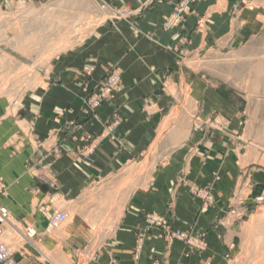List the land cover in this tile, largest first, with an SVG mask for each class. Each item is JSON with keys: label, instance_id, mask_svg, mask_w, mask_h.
Instances as JSON below:
<instances>
[{"label": "crops", "instance_id": "obj_1", "mask_svg": "<svg viewBox=\"0 0 264 264\" xmlns=\"http://www.w3.org/2000/svg\"><path fill=\"white\" fill-rule=\"evenodd\" d=\"M179 1L107 0L123 13L105 39L54 64L38 98L16 110L0 101V204L17 227L35 229L36 242L48 245L47 254L28 249L17 227L14 234L2 231L18 264H216L231 249L247 215L238 200L249 206L264 191V123L234 104L232 94L190 75L177 51L184 38L191 39L189 50L200 52L206 42L232 36L237 13L246 22L264 19V0H201L198 16L167 30ZM200 16L209 20L203 35ZM90 64L91 89L112 66L123 74L114 107L99 109L98 118L85 116L82 105ZM185 99L190 106L182 108ZM117 118L123 122L109 134ZM141 165L155 170L135 188ZM194 186H211L212 208L200 212ZM60 208L69 221L54 229L50 218ZM147 213L174 229L206 231L207 251L186 256L183 244L146 231Z\"/></svg>", "mask_w": 264, "mask_h": 264}, {"label": "rangeland", "instance_id": "obj_2", "mask_svg": "<svg viewBox=\"0 0 264 264\" xmlns=\"http://www.w3.org/2000/svg\"><path fill=\"white\" fill-rule=\"evenodd\" d=\"M200 1L180 0L164 24L165 29L177 28L187 15L196 13L198 16L200 13L197 12V6ZM238 7H246V4H238ZM119 13L122 14L123 11L109 5L107 0H10L9 4L0 2V101L4 100L9 108L16 110L27 101L38 98L37 93L48 88L50 68L57 62L60 64L71 59L94 44L95 40L105 39L104 35H108L106 31L113 28ZM239 14L237 13L231 23L232 36H221L217 37L216 42H206L205 48L200 52L189 50L191 39L184 38L177 51V60L190 75L200 76L212 89L232 94L236 98L234 104L249 108L250 115L264 123V19L246 22ZM208 21L203 16L197 18V31L200 34L208 31ZM247 26L251 28L248 33L245 30ZM208 46L215 47V50L209 51ZM248 47L263 51L247 53ZM94 72L95 66L91 64L84 69L82 105L85 116L98 118L99 109L104 106L114 107L115 96L122 87L123 74L120 69L112 66L107 75L91 89ZM185 90L183 93L187 97L189 88ZM242 96L248 98L247 101L242 100ZM188 106L190 102L185 99L182 108ZM122 122L121 118H117V122L107 126L106 131L111 134L115 125ZM222 125H226L223 120ZM158 155L161 156L160 153ZM152 169L155 170V165L138 166L136 172L143 177L137 178L132 185L135 188L144 185V176H149ZM190 191L195 198L201 200V213L212 208L215 200L211 186H194ZM239 201L238 205L246 209L247 215L241 216V225L233 236L231 249L222 258H218L216 264H264V191L249 206ZM236 210L234 208L231 212L233 217L237 216ZM57 212L66 214L62 208ZM8 221L0 227V244L6 245L2 231L3 234L5 230L13 233L17 227L10 213ZM68 221L67 215L66 222L61 226H51L54 229H63ZM144 226L148 232L152 229L159 230L168 244H183L187 249L186 256L193 257L208 249L206 231L195 228L174 229L168 220L155 213L144 216ZM17 228L23 237L19 236V239L28 249L33 247L48 253L43 250L48 245L36 242L35 229ZM29 232H35L34 237H29ZM43 262L47 263L44 260Z\"/></svg>", "mask_w": 264, "mask_h": 264}, {"label": "built area", "instance_id": "obj_3", "mask_svg": "<svg viewBox=\"0 0 264 264\" xmlns=\"http://www.w3.org/2000/svg\"><path fill=\"white\" fill-rule=\"evenodd\" d=\"M9 218V211L6 207L0 204V227L3 223L8 221ZM67 220V215L62 212H56L50 219V224L54 228H58ZM1 235V230H0ZM35 232H29V237H34ZM0 264H17L16 260L14 259V253L11 249L4 245L0 244Z\"/></svg>", "mask_w": 264, "mask_h": 264}, {"label": "bare ground", "instance_id": "obj_4", "mask_svg": "<svg viewBox=\"0 0 264 264\" xmlns=\"http://www.w3.org/2000/svg\"><path fill=\"white\" fill-rule=\"evenodd\" d=\"M7 222V221H6ZM9 222V221H8Z\"/></svg>", "mask_w": 264, "mask_h": 264}]
</instances>
